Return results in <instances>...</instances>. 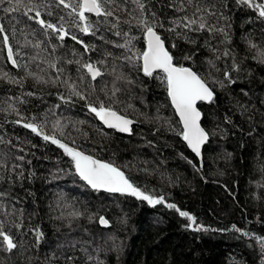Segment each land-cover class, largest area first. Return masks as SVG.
Masks as SVG:
<instances>
[{
	"label": "trees",
	"instance_id": "trees-1",
	"mask_svg": "<svg viewBox=\"0 0 264 264\" xmlns=\"http://www.w3.org/2000/svg\"><path fill=\"white\" fill-rule=\"evenodd\" d=\"M48 2L37 0L42 18L56 22L55 15L47 16V9L42 6ZM209 2L216 6L218 15L223 13L218 26L228 33L226 42L220 35L211 38L207 33H193L191 35L198 39L195 46L182 40L174 41L177 48L166 44L174 56V63L191 67L201 75L211 73L209 86L214 91V102L198 104L201 125L209 133L201 158L179 135L182 125L159 79L130 71L135 84L126 86L129 90L121 95L122 103L116 107L136 123L131 134H121L105 128L88 112L84 101L72 104L60 101L57 93L65 92L63 87L37 84L23 67L14 68L0 44V72L10 73L17 79L23 77L22 86L0 80V108L12 104L25 119L35 116V122L45 124L46 134L53 133L52 122L60 118L68 127L63 137L56 132L58 138L86 154L113 163L141 191L165 201L150 206L132 196L92 190L75 175L62 149L13 123L19 119L16 114L0 111V162L7 164L6 168H0V192L7 193L6 197H0V203L6 209L24 210V228L20 230L13 226L18 222L16 216L0 214V221L5 222L4 230L20 245L11 255L0 251V264H45V258L53 252L63 253L65 258L75 257L74 264H264V251L259 242L264 239V63L259 56L264 52V19L237 0ZM168 3L169 0H152L150 6L161 19L178 15L165 7ZM53 11L63 14L60 9L53 8ZM13 15L20 21H12L17 29L14 39L8 23L10 17L0 12V23L9 29L14 50L18 48L16 41L24 39L21 29L25 34L35 29V37L29 35L28 39L44 41L42 49L51 50L38 24L20 13ZM90 19L95 20V17ZM121 27L127 29L126 25ZM71 31L86 43L97 45L98 49L101 46L110 48L76 28ZM160 31L162 37L169 36ZM106 35L118 39L111 33ZM206 39L211 40L210 46L219 48V59L202 46ZM51 42L60 44L55 37ZM63 45L57 55L73 49L83 54L81 45L70 38H65ZM135 46L140 50L145 48L142 35ZM22 51L32 55L40 51V58L48 56L46 51L31 47ZM224 51H228L229 56H223ZM193 52L192 60L183 59ZM89 55L93 60L98 58V52L84 54L83 58L87 60ZM209 59L214 60L215 68L210 67ZM233 62L239 71L230 72L234 82H229L224 78V71L230 69ZM25 63H28V71L46 78L54 75L51 70L40 73V68L46 65L38 67V61L29 63L27 56L21 61L22 65ZM64 66L75 78L76 66ZM213 79L222 81L224 86L212 83ZM77 84L81 91L91 95L87 80L77 81ZM27 92L36 95H24ZM17 97L27 102L20 103ZM57 104L60 108L55 109L53 116L48 110ZM129 104L132 107H128ZM17 156H23L24 160L15 159ZM13 164L22 167L12 172ZM21 171L22 179L18 178ZM166 204H175L187 212L194 217L195 224L181 217L175 209L167 208ZM74 211L84 215L73 218L70 214ZM93 213L107 218L110 226H101L98 219L89 222L87 217ZM61 216L62 219H57ZM37 225L44 233L39 247L34 246L35 237L27 231ZM198 226L202 230H193ZM233 226L240 231H234ZM73 242H76L74 248L71 247ZM58 245L65 247L58 248ZM89 256L92 257L90 261ZM55 264H66V259L57 260Z\"/></svg>",
	"mask_w": 264,
	"mask_h": 264
},
{
	"label": "snow or ice",
	"instance_id": "snow-or-ice-1",
	"mask_svg": "<svg viewBox=\"0 0 264 264\" xmlns=\"http://www.w3.org/2000/svg\"><path fill=\"white\" fill-rule=\"evenodd\" d=\"M152 0H49L48 4L42 5L47 9L46 15L53 17L55 15L56 22L45 20L42 18L40 11L41 5L37 4V0H0V12L10 17L8 23L11 25V38H15L17 29L12 21L20 23L13 14L20 13L26 16L29 21L39 25L43 29L42 35L48 39L50 51L47 48L42 49L44 41L37 39H28L31 35L35 37L36 30L33 29L27 34L21 29V35L24 36L23 41L17 40L18 48L14 50L10 41L9 29L4 23H0V44L7 51V60L14 68H24L28 77L32 78L37 84H51L53 87H63L65 92H58L57 96L64 104H72L77 100L84 101V106L88 112L92 114L104 127L114 129L120 133L131 134V125L134 121L126 115L117 111V105L122 103L121 95L128 91L126 86L135 84V80L131 77L130 71L135 70L144 77L159 79L165 86L167 96L170 99L171 106L175 109V113L179 116V122L182 130L179 135L187 143V146L196 156L201 155V146L205 144L209 138V133L201 126L202 113L198 109V102L212 103L215 95L209 86V77L201 75L198 71H194L191 67H185L174 63V56L170 52L166 44L171 43L172 48H177L178 44L174 41L182 40L193 46L197 45L198 39L191 35L193 33H207L209 37L215 38L217 35L223 36L224 42L228 40V33L223 27H219V20L223 18V13L217 14L216 6L209 0H169L165 7L172 9L175 15L171 18L164 17L161 19L159 15L150 6ZM238 4L246 5L248 8L257 12L261 19H264V2H256V0H237ZM62 6V7H61ZM53 8L60 9L63 14L54 13ZM66 10V11H65ZM95 17V20L90 19ZM215 17V19H213ZM126 25L127 29L122 28ZM76 28L86 36H93L103 41V45L109 47H99L95 44L86 43L77 35L73 34L71 29ZM139 33L140 35H136ZM169 33L167 38L162 37L161 31ZM99 33V35H97ZM106 33H111L117 37V40L110 39ZM142 35L145 48L143 50L136 49L135 41L140 39ZM52 37L60 41V44H53ZM65 38H70L76 44L81 45L83 54L73 49L69 53L57 55L58 49L63 47ZM219 43V42H218ZM211 40L206 39L203 47L207 48L215 59H219V48L210 46ZM256 47L255 45H250ZM31 47L37 50H43L48 53L47 57L40 58V51L32 55L23 52L22 49ZM110 49H119L113 52ZM98 52V58L93 60L89 58L85 60L84 54ZM195 53L185 55L184 60H192ZM28 57L29 63L38 61L37 66L46 65L40 68V73H47L51 70L54 75H41L36 72L28 71V63L21 64L25 57ZM223 56H229L228 51L223 52ZM260 62L264 63V52L259 53ZM20 58V60L17 59ZM211 68H215L214 60L208 61ZM64 65H75V78L68 73ZM129 69L128 72L125 69ZM219 70V69H217ZM231 71H239L238 65L233 62L230 69L224 71V78L229 82H234L230 75ZM101 77H110V80H100ZM23 77L17 79L7 72H0V80L12 85H21ZM88 81V91H81L77 81L83 83ZM212 83H219L223 87L222 81L212 80ZM24 95L32 97L36 93L27 92ZM95 98L92 99L91 96ZM103 96V98H101ZM11 99V98H10ZM16 99L20 103H26L20 97ZM132 107V105H128ZM60 105H54L48 111L55 116V109H59ZM5 114H16L19 119L12 121L20 124L22 127L29 129L35 135L42 137L45 142H50L63 150L65 156L71 161L75 170V175L79 177L88 187L94 191H104L111 194L128 195L138 200L146 201L150 206L164 204L165 201L161 197L153 198L152 195L141 191L132 183L125 173L113 163L103 162L94 158L92 155L85 154L84 151L69 146L68 143L58 138L56 132L60 136L65 135L64 129L68 124L62 123L60 118L52 122L53 133L46 134L44 132V123H37L36 117L25 119L14 105L9 104L7 108H0ZM68 119V118H65ZM47 120V113L45 114ZM69 123L71 121L69 120ZM78 123H84L79 121ZM74 126V125H73ZM2 142V139H0ZM10 143V141H9ZM75 144V140H72ZM20 151H23L21 148ZM15 159L23 161V156H17ZM30 163V161H29ZM7 164L0 162V168H6ZM22 165L13 164L10 171L15 172ZM18 178H23V172L19 173ZM7 193L0 192V197H6ZM167 208L175 209L181 217H186L192 224L195 219L187 212L181 211L175 204H166ZM17 212L19 215L17 216ZM0 214L7 216H16L18 222H14L13 226L20 230L24 228V210L23 209H6L3 203H0ZM73 218H81L84 213L74 211L70 214ZM63 217H57L62 219ZM89 222L97 221L103 227H108L109 220L98 213L90 214ZM30 219V217H29ZM5 222L0 221V251L9 255L15 252L20 246L15 238L5 230ZM195 231L202 230L201 227L193 229ZM234 231H240L233 226ZM35 237V247H39L44 239V233L39 225L27 229ZM248 235V233H243ZM261 249L264 251V239L259 241ZM75 243L71 245L75 247ZM64 245H58L63 248ZM86 252V249H81ZM66 264H74L75 257L67 256L63 253L57 255L55 252L50 257L45 258V264H55L57 260H65ZM89 261L91 256L87 258ZM87 264V262H86Z\"/></svg>",
	"mask_w": 264,
	"mask_h": 264
},
{
	"label": "water",
	"instance_id": "water-1",
	"mask_svg": "<svg viewBox=\"0 0 264 264\" xmlns=\"http://www.w3.org/2000/svg\"><path fill=\"white\" fill-rule=\"evenodd\" d=\"M186 67V66H185ZM199 103H205V102H198V104ZM198 104H197V107H198ZM199 109V108H198ZM178 116V115H177ZM129 118V117H128ZM178 118H179V116H178ZM131 119V118H130ZM133 120V119H132ZM201 120H202V117H201ZM134 121V120H133ZM135 121H134V123L131 125V128H132V126L133 125H135ZM200 123H201V121H200ZM202 126V125H201ZM106 128V127H105ZM112 130H114V129H112ZM114 131H116V130H114ZM117 132V131H116ZM118 133H120V132H118ZM121 134H127V135H129L128 133H121ZM186 143V142H185ZM187 144V143H186ZM206 144V143H205ZM205 144H203L202 146H201V153H202V149H203V146L205 145ZM189 148V147H188ZM190 149V148H189ZM191 150V149H190ZM192 151V150H191ZM86 154V153H85ZM195 154V153H194ZM89 155V154H88ZM196 155V154H195ZM94 157V156H93ZM198 158H201V155L200 156H197ZM94 158H96V157H94ZM96 159H98V158H96ZM100 160V159H99ZM101 161H103V160H101ZM103 162H106V161H103Z\"/></svg>",
	"mask_w": 264,
	"mask_h": 264
}]
</instances>
